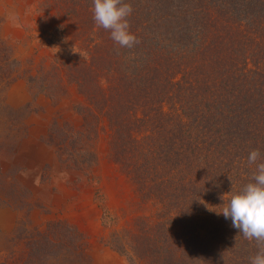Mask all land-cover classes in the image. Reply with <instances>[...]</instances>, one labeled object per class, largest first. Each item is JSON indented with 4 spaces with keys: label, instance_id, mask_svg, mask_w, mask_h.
<instances>
[{
    "label": "trees",
    "instance_id": "trees-1",
    "mask_svg": "<svg viewBox=\"0 0 264 264\" xmlns=\"http://www.w3.org/2000/svg\"><path fill=\"white\" fill-rule=\"evenodd\" d=\"M51 2L63 39L46 66L20 70L0 39V94L19 79L30 96L6 107L9 131L25 129L37 97L55 102L71 86L80 123L52 117L44 143L88 173L89 147L103 134L110 161L152 207L110 230L105 245L126 264H250L256 241L220 213L251 181L250 152L264 158V0H124L140 41L132 48L96 26L93 0ZM42 234L61 255L83 244L62 220L47 221Z\"/></svg>",
    "mask_w": 264,
    "mask_h": 264
},
{
    "label": "rangeland",
    "instance_id": "rangeland-1",
    "mask_svg": "<svg viewBox=\"0 0 264 264\" xmlns=\"http://www.w3.org/2000/svg\"><path fill=\"white\" fill-rule=\"evenodd\" d=\"M45 1L50 7L40 4L43 0H0V39L12 47L20 70L46 66L50 52L59 49L53 44L62 43L58 26L64 21L51 0ZM48 37L54 39L49 47L44 45ZM80 100L71 86L55 102L39 96L32 102L39 109L23 120L25 129L10 132L5 119L14 116L6 107L16 109L30 96L19 79L0 94V264H126L105 240L110 230L128 226L136 214L149 213L151 204L138 199L131 182L110 161L103 134L89 147L95 163L88 173L60 163L43 141L52 117L79 125L73 105ZM104 218L108 226L102 224ZM50 220L72 226L82 238L81 249L61 255L53 241L42 245Z\"/></svg>",
    "mask_w": 264,
    "mask_h": 264
},
{
    "label": "clouds",
    "instance_id": "clouds-1",
    "mask_svg": "<svg viewBox=\"0 0 264 264\" xmlns=\"http://www.w3.org/2000/svg\"><path fill=\"white\" fill-rule=\"evenodd\" d=\"M93 5L96 26L109 31L116 44L132 48L140 43L130 31L128 18L133 12L130 4L124 0H93ZM247 162L256 165L251 181L230 197L220 214L230 217L233 227L239 229L245 239L256 241L259 251L250 258V264H264V158L260 150H252Z\"/></svg>",
    "mask_w": 264,
    "mask_h": 264
}]
</instances>
